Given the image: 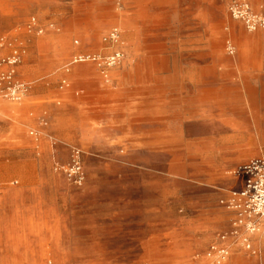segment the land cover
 Masks as SVG:
<instances>
[{"label":"rangeland","instance_id":"374dc122","mask_svg":"<svg viewBox=\"0 0 264 264\" xmlns=\"http://www.w3.org/2000/svg\"><path fill=\"white\" fill-rule=\"evenodd\" d=\"M14 50L0 264H264V237L191 222L227 209L191 185V133L227 130L203 108L236 109L264 159V0H0V70Z\"/></svg>","mask_w":264,"mask_h":264},{"label":"crops","instance_id":"0c3cea01","mask_svg":"<svg viewBox=\"0 0 264 264\" xmlns=\"http://www.w3.org/2000/svg\"><path fill=\"white\" fill-rule=\"evenodd\" d=\"M8 69L10 68L6 67L1 69L0 72ZM77 70V66L73 67L68 76L73 77ZM199 118H201L199 120H203L204 122L207 121L208 126L212 125V120L214 119L215 125L226 127L227 130L216 134L202 133L199 136H194L191 133V185L193 186L197 183L204 187H211L217 191L215 193L216 197L228 199L230 190L233 187L232 182L239 178L235 176L236 169L249 159L260 155L258 134L255 133L250 142L243 139L239 129H237L240 123L236 109L227 110L226 113L219 110H215V113H208L203 108V114ZM194 120V114L191 112V123ZM15 126L19 127L17 124ZM82 144L80 143V145ZM212 159L215 161L219 159L220 161L219 163H212ZM197 168H199V173L208 182L196 181L197 174H199L197 173ZM241 183L235 189L239 188ZM224 199L220 200V204ZM191 206V222L203 220L207 236L213 223L218 222V224H223L224 229H229L232 228L233 222L236 219L234 212L216 206L212 199L202 202H195L193 200ZM197 206L198 209H196ZM206 241L210 243L211 238L207 237ZM215 244L218 247H223L225 243L218 241Z\"/></svg>","mask_w":264,"mask_h":264},{"label":"built area","instance_id":"2783aa9c","mask_svg":"<svg viewBox=\"0 0 264 264\" xmlns=\"http://www.w3.org/2000/svg\"><path fill=\"white\" fill-rule=\"evenodd\" d=\"M18 60L19 54L14 50L7 60L10 69L0 74V85L3 83L8 99L13 102L20 101L24 93L23 86L14 82V66ZM236 174L242 179L241 186L231 190L229 198L221 202L236 216L231 234L238 236L246 231L249 235L264 237V159L247 161L237 168Z\"/></svg>","mask_w":264,"mask_h":264},{"label":"bare ground","instance_id":"6f19581e","mask_svg":"<svg viewBox=\"0 0 264 264\" xmlns=\"http://www.w3.org/2000/svg\"><path fill=\"white\" fill-rule=\"evenodd\" d=\"M82 61H84V59L83 58H80V59H78L77 61H74V62H82Z\"/></svg>","mask_w":264,"mask_h":264}]
</instances>
